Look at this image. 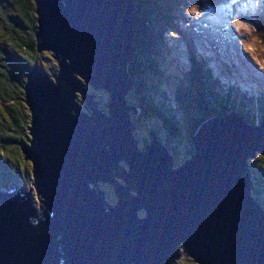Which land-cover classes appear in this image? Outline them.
Here are the masks:
<instances>
[{
  "label": "water",
  "instance_id": "95a60500",
  "mask_svg": "<svg viewBox=\"0 0 264 264\" xmlns=\"http://www.w3.org/2000/svg\"><path fill=\"white\" fill-rule=\"evenodd\" d=\"M36 3L39 47L61 70L54 80L28 77L24 160L34 182L29 194L0 182V264H167L178 248L199 264H264V210L247 174L249 159L264 154V128L226 110L194 137L184 165L157 141L139 152L127 108L135 0ZM86 85L111 95L108 117ZM100 183L114 186L118 205L92 190Z\"/></svg>",
  "mask_w": 264,
  "mask_h": 264
},
{
  "label": "trees",
  "instance_id": "16d2710c",
  "mask_svg": "<svg viewBox=\"0 0 264 264\" xmlns=\"http://www.w3.org/2000/svg\"><path fill=\"white\" fill-rule=\"evenodd\" d=\"M135 7L134 53L128 70L132 90L127 101L128 106L133 105L130 98L137 101L142 117L154 125V128L143 132L138 118L129 121L130 135L136 142L139 152L146 151L151 143L148 134L153 135L172 158L174 166L184 165L195 156L193 140L197 133L215 118L227 119V113L222 112L214 104L233 105L247 126L264 122L263 105H252L248 99L241 102L239 98L231 96L233 92L225 97L223 91V94L219 90L210 92L212 96L219 95L217 98L212 97L217 104L213 101L211 103V96L208 99V88L205 89L200 81V76L205 70L203 64L196 58L192 59L194 64L192 75L185 72L182 79L180 77L175 79L178 82L177 86H180L179 92L167 94L162 85L170 84V78L164 76L166 70L163 63L165 57L170 56L166 54L168 52L166 48L164 50V47L157 43L161 41L158 40L156 31L158 29L164 31V24L167 21L165 25L173 29L172 33L177 35L179 27L173 22L180 20L181 9L184 6L180 5V0H135ZM37 8L36 0H0V36L4 42V45L0 46V114L3 119L0 121V128L10 130L11 133L0 136V182H3V185L25 182L24 174L17 165L25 162L22 155L19 156L23 153L25 158L22 146L27 149L31 145L29 140L32 137L30 133L32 111L26 93L30 72L41 71L53 80L59 74V61L56 55L39 47L40 23ZM160 25H163V28H160ZM259 35L260 41L264 44V31ZM205 80L207 81L206 78ZM160 86L161 90L158 92ZM88 88L94 89L90 86ZM100 97L103 107L99 110L105 114L109 109L111 97L110 99L108 97L105 99L103 95ZM94 101L96 102V99ZM175 102L177 107L174 106ZM79 103L83 105L82 101ZM250 106L255 107L254 111ZM256 116L259 119H255ZM2 122L5 126H1ZM181 146L185 147V152L181 151ZM256 156L255 160L248 161L247 174L255 186L251 196L264 210V154ZM177 159L182 162L176 164ZM119 165L130 170L125 162H120ZM113 173L116 182L118 177L115 176L117 175L115 171ZM110 203L112 204V201ZM118 203L119 201L113 205L116 206ZM179 251L178 248L171 255L167 264H194L187 258L180 260ZM186 255L189 256L187 253Z\"/></svg>",
  "mask_w": 264,
  "mask_h": 264
},
{
  "label": "rangeland",
  "instance_id": "374dc122",
  "mask_svg": "<svg viewBox=\"0 0 264 264\" xmlns=\"http://www.w3.org/2000/svg\"><path fill=\"white\" fill-rule=\"evenodd\" d=\"M243 3L246 5V9L244 12H247L249 15L264 16L262 14V12H264V0H180V5H185L183 9H180L182 10V14L185 16V20H187V23L182 22L179 24L180 29L186 33L196 29L198 31L193 33V36H191L190 40L187 39L188 41H186L184 38H182L181 35L175 36L173 34H169V32H164L162 30L165 35V39L169 40V42H167L169 50H167L173 54L172 59H168V57H165L163 65L165 67L166 73L164 76H166V74L170 76L172 75L174 77V82L178 83L175 79H177V77H183L181 73L182 71L187 72L191 68L190 74L192 75V68L194 66V64L192 63V58L198 57V61L200 59L201 61L206 62L205 59L202 58V56H207L208 53L210 57L211 53L215 56H219L227 62H231L232 59H234L235 61L242 64L248 63L249 66L252 67L255 71H258V74L256 73L258 82L256 83L258 84V86H264V44L259 41L260 35L257 32V29L252 27L255 26L253 25L252 21L248 17H243L236 14L241 11L240 5ZM220 4H226V6L220 9ZM160 28H163V25H160ZM228 29H230L231 32H229ZM156 33L157 35H159L161 31L157 30ZM228 33L230 34V36L226 38V34ZM161 37H163V35H161ZM157 43L159 45L162 44L161 42ZM1 45H4V42L3 38L0 36V46ZM232 49H234V51H232ZM206 64L207 68L213 74V77L219 80V84L221 83L224 86L227 83L231 85L233 84L231 80H227L225 76H221L220 70L223 69V66H220V62L214 59V62L211 63L212 67L207 62ZM213 66L217 68L213 69ZM178 67L180 68V70ZM58 70V72H60V66ZM259 70L262 73L261 76H259ZM239 72L240 70L238 68V70L235 71V74L238 75ZM217 75L221 78H219ZM200 78V81H203L202 86L205 89L208 88L209 98L208 96L206 97L210 99L211 93L209 91L208 82L205 80L203 75L200 76ZM171 79L172 77L170 78V80ZM80 80L81 83L85 85V81L81 78ZM162 86L166 89V93L170 94L168 86L165 85V83ZM85 87L91 95L95 94L94 96H96V102H99L98 109L101 110L103 104L100 103V96L103 95L105 99L106 97L110 99L111 95L105 89L89 90L88 85H86ZM170 88L173 89L172 86H170ZM175 89L177 90V92H179L180 86H176ZM160 90L161 86L157 91L160 92ZM93 91L94 94H92ZM129 93L127 94V97H130L131 94ZM76 95L79 102L82 101V107L88 111H91L81 94L77 93ZM129 100L133 104L127 106V108L131 107L129 110L132 116L130 117V122L132 118H138L139 126L143 132L149 131L151 128H154L153 124L149 123L148 121L146 122V119L142 117L138 108V106L140 107V105L137 104V101H134L132 98H130ZM174 106L177 107L176 102L174 103ZM214 106L217 105L214 104ZM250 108L254 109L255 107L250 106ZM105 114L106 116H109V110H107ZM90 117L92 116L90 115ZM0 121H3L1 114ZM1 126H5L4 122H2ZM9 131L10 130L6 131L4 128H0V136L11 134ZM148 136L150 135L148 134ZM30 147L31 145H29L28 149H30ZM22 150H25L23 146ZM181 151H186L184 146H181ZM21 155L24 159L23 153H21L19 156L21 157ZM257 155H262V153L257 152ZM179 160L180 159H177L175 163L179 164L182 162H180ZM249 160H255V158H250ZM17 167L20 168V171L24 174L25 179L24 183L19 184L17 182V184L21 186L20 188L24 193L29 194L34 182V165L30 160H26L24 163H21V165L18 164ZM116 182L120 184L124 183L123 180L119 177L116 179ZM95 187H98L100 191L105 193L107 203L110 204V202L112 201V204H117V197L115 195L114 188L110 183H100L99 185L97 184L96 186H94V188ZM141 213L144 214L145 211H142ZM179 250V253L181 254V256L179 257L180 260L187 258L194 264H199L192 257L187 256L183 248H180Z\"/></svg>",
  "mask_w": 264,
  "mask_h": 264
},
{
  "label": "bare ground",
  "instance_id": "6f19581e",
  "mask_svg": "<svg viewBox=\"0 0 264 264\" xmlns=\"http://www.w3.org/2000/svg\"><path fill=\"white\" fill-rule=\"evenodd\" d=\"M238 42V41H237ZM239 44V43H238ZM196 58V60H198V57H195ZM193 59V58H192ZM239 59V58H238ZM32 76H34V75H32ZM48 77V76H47ZM257 106V105H256ZM130 171V170H129ZM97 185V184H96ZM91 186V188H92V190H96V189H94V185H90Z\"/></svg>",
  "mask_w": 264,
  "mask_h": 264
}]
</instances>
